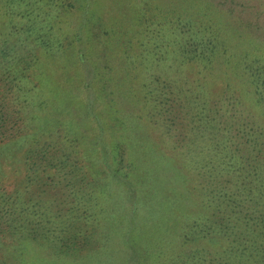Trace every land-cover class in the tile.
<instances>
[{
  "label": "trees",
  "instance_id": "16d2710c",
  "mask_svg": "<svg viewBox=\"0 0 264 264\" xmlns=\"http://www.w3.org/2000/svg\"><path fill=\"white\" fill-rule=\"evenodd\" d=\"M63 3L0 0V264H85L95 254L94 264H264V118L256 112L264 115V58L245 82L256 97L245 104L231 80L214 92L203 79L155 73V61L200 72L216 42L176 41L166 34L184 33L186 24L150 21L155 40L144 36L139 46L129 36L119 47L136 66L127 126L111 131L108 118V131L98 132L96 112L123 115L102 102L86 106L91 86L108 83L84 71L73 93L83 110L76 98L64 112L54 86L66 80L46 74L61 49L76 64L87 53L82 26L69 32L54 23ZM154 169L162 180H181L185 192L187 212L165 235L151 231L156 221L145 210L141 180H153ZM140 224L148 232L130 240Z\"/></svg>",
  "mask_w": 264,
  "mask_h": 264
},
{
  "label": "rangeland",
  "instance_id": "374dc122",
  "mask_svg": "<svg viewBox=\"0 0 264 264\" xmlns=\"http://www.w3.org/2000/svg\"><path fill=\"white\" fill-rule=\"evenodd\" d=\"M63 1L65 6L57 5L59 8L55 14L58 18L53 16L54 23L69 32H72L78 25L82 26L87 53L85 52V58L76 64L71 61L72 52L61 49L52 55L54 58H51L54 62L51 64L57 67L51 70L50 65L47 66L46 69L49 71L46 74L52 79V76L59 71L66 80L65 82H56L54 86V93L57 96L56 104L64 105L62 107L64 112L68 110L67 107L72 104L73 100L75 103L76 98L78 106L83 110L81 100L73 93L77 77L84 71L87 75L89 74V79L92 82L102 80L104 83H108V86L101 90H97V85L91 86V90L84 96L86 106L87 101L102 102L108 107L112 105L114 113L122 112L123 115L109 116L106 112L101 115L96 112L94 118L99 119L98 132L108 131V126L102 125L108 118L112 122V124L109 123L111 131H114L120 124L123 127L127 126L128 113L125 110L130 105L129 103L134 101L133 96L136 88L133 85L137 79H134L136 66L133 63L130 64L125 58V54L129 53L120 52L119 47L126 44V38L129 36H136L139 46H141L144 36L146 39L155 40L156 35H150L146 27L150 21L164 24L165 29L167 25L171 28L173 24H186L185 30H188L189 27L188 31L181 33L175 30L176 34L172 33L173 36L166 34L167 38L173 37L176 41L201 38L205 42H216L215 59L212 62L206 60L203 64L204 69L202 68L200 72L199 67L191 66V63L181 68H175V64L169 67L166 61L157 64L155 61V66H153L155 73L167 72L170 76H181L182 81L186 83L194 82L197 78L203 79L208 89L214 92L226 89L231 80L243 103L249 104L251 99L256 98L251 97L253 94H245V88L249 89L252 86L250 83L251 86H247L248 84L245 82L247 78L251 79L248 76L249 73L257 70L264 58V0H82V10L79 8L81 0ZM85 12L86 14L83 15ZM71 19L72 27L66 29L65 24ZM103 27L108 28L109 32L101 39L100 53H96L99 51L97 41L100 33H103ZM64 29L58 32L63 34ZM190 30L193 31L190 32ZM167 31L169 32V30ZM163 32L166 30L163 29ZM134 48L136 46L131 47V49ZM127 49L130 48L127 46L125 50ZM154 58L161 59L162 54L156 53ZM139 62L140 60L137 59V66ZM46 81L50 80L46 77ZM67 84L70 86H66ZM91 108L97 109L95 105H92ZM123 109L124 111H122ZM88 110L90 111V109ZM256 112L264 118L261 112L257 110ZM73 122L78 128L77 121L73 119ZM114 125L117 127L115 128ZM81 134L84 138V134ZM86 142H89L88 138ZM139 161L140 157L138 156L136 164H139ZM144 161L148 164L147 160L144 159ZM87 168L92 172V166H87ZM154 170V174L150 171L153 176L155 175V177H150L153 180H141L142 188L146 192L145 197H150L146 199L145 210L146 212L151 211L155 218L153 221H156L151 231L156 232L155 235L158 233L165 235L170 231L171 224L179 221L181 215L187 212L185 192L181 189V180H162L164 179L162 174H158V171ZM146 232L148 231L140 224L129 233L128 238L137 241L133 235L140 233L142 241ZM95 259H100V256L95 254L85 264H94ZM137 261L140 262L139 259ZM97 264L107 263L100 260Z\"/></svg>",
  "mask_w": 264,
  "mask_h": 264
}]
</instances>
